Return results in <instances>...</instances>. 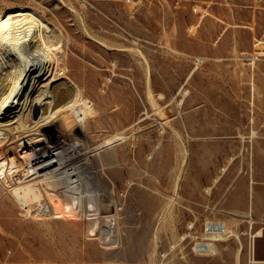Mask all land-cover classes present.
Listing matches in <instances>:
<instances>
[{"label": "rangeland", "instance_id": "374dc122", "mask_svg": "<svg viewBox=\"0 0 264 264\" xmlns=\"http://www.w3.org/2000/svg\"><path fill=\"white\" fill-rule=\"evenodd\" d=\"M0 13L63 36L59 67L99 106L40 131L88 150L117 230L106 247L84 217L34 216L0 183V264H264V0H0ZM120 131L118 158L101 161L92 149ZM208 221L237 236L198 252Z\"/></svg>", "mask_w": 264, "mask_h": 264}, {"label": "bare ground", "instance_id": "6f19581e", "mask_svg": "<svg viewBox=\"0 0 264 264\" xmlns=\"http://www.w3.org/2000/svg\"><path fill=\"white\" fill-rule=\"evenodd\" d=\"M18 15L22 18L15 20L8 15L3 19L0 15V183L27 213L32 208L33 215L41 218L61 219L73 214L84 217L86 235L95 236L98 228L100 243L114 245L115 216L100 211L98 192L89 186V177L80 163L88 150L82 143L70 142L69 136L54 143L40 131L58 114L64 127L71 120L84 126L88 113L94 114L99 103L86 97L80 85L71 81L65 61L59 67L56 50L63 36L32 14ZM64 56L66 60V51ZM188 93L184 84L176 92L182 96ZM12 134L15 140H10ZM124 138L123 131L114 132L92 150H105L100 160L113 162L118 156L109 148ZM208 224L213 227L204 230L201 241L207 251H213L212 240L222 234L236 235L227 221Z\"/></svg>", "mask_w": 264, "mask_h": 264}, {"label": "built area", "instance_id": "2783aa9c", "mask_svg": "<svg viewBox=\"0 0 264 264\" xmlns=\"http://www.w3.org/2000/svg\"><path fill=\"white\" fill-rule=\"evenodd\" d=\"M212 227H213L212 224H208L205 226V229L211 230ZM195 247L197 248L198 252H206L207 251L206 244L202 243L201 241L195 242Z\"/></svg>", "mask_w": 264, "mask_h": 264}, {"label": "crops", "instance_id": "0c3cea01", "mask_svg": "<svg viewBox=\"0 0 264 264\" xmlns=\"http://www.w3.org/2000/svg\"><path fill=\"white\" fill-rule=\"evenodd\" d=\"M261 232L258 233V235H255V236H260ZM254 262V261H253Z\"/></svg>", "mask_w": 264, "mask_h": 264}]
</instances>
